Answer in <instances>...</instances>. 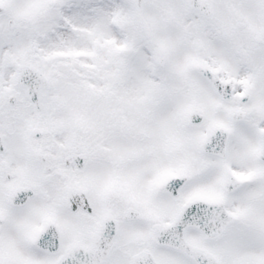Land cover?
<instances>
[{"label": "snow or ice", "instance_id": "obj_1", "mask_svg": "<svg viewBox=\"0 0 264 264\" xmlns=\"http://www.w3.org/2000/svg\"><path fill=\"white\" fill-rule=\"evenodd\" d=\"M0 264H264V0H0Z\"/></svg>", "mask_w": 264, "mask_h": 264}]
</instances>
